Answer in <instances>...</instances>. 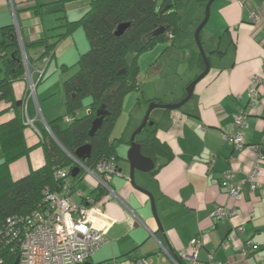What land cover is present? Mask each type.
I'll list each match as a JSON object with an SVG mask.
<instances>
[{
	"label": "crops",
	"instance_id": "1",
	"mask_svg": "<svg viewBox=\"0 0 264 264\" xmlns=\"http://www.w3.org/2000/svg\"><path fill=\"white\" fill-rule=\"evenodd\" d=\"M34 5L35 0H0V28L8 25L17 27L22 42L25 43L53 36L54 27L63 29L64 23L61 21L57 26L56 22L45 18L44 13L41 16L33 14L31 9ZM88 8L89 3L87 7L78 10H65V20H78ZM208 21L212 25L205 34L201 30V39L220 42L223 54L210 56L208 73L196 83L192 98L181 109H154L150 113L149 120L156 125V137L169 147L172 157L167 162L163 157L157 158L156 165L161 164V167L154 175L138 172L136 183L151 194L158 220L153 217L149 196L134 189L128 181V162L124 156H119L123 151L126 153L127 147L125 148V142L120 147L121 152L115 147L116 141L124 140L118 138V134L114 132L117 122L114 124L111 143L118 162L122 158L127 168L117 162L121 176L113 177L110 181L117 198L107 197L100 200L102 217L98 218V227L106 232L105 244L110 247L114 257L110 261L130 254V258H145L152 264V259L149 260L148 257L156 254L155 242L159 247L163 245L177 255L189 254L192 240L199 239L201 245L196 254L198 262H208L211 258L216 264H264V162L260 166V177L257 181L260 186L251 194L249 182L245 179L254 166L256 155L248 148L237 151L222 139L224 132L237 131L233 117L243 111L247 123V129L243 131L246 144L259 145L262 141L264 91L254 79L262 77L264 73V0H245L243 4L236 0H214L205 25ZM74 33L75 30L68 35L73 36V40L67 44L69 50L59 55L58 48L68 36L61 39L56 48L54 47L56 50L53 49L44 58H41L43 48L29 50V66L36 85L42 82L47 70L51 68V55L55 53L58 57L56 61L67 68L69 64L76 65L79 56L88 50L84 32L80 35L83 36L82 49H78ZM68 53H73V63L68 62ZM191 55L189 75L194 73V76L185 87L202 72L196 60L197 55L194 52ZM46 57L49 61L43 62ZM212 60H215L214 64L211 63ZM38 71L42 73L40 78L37 76ZM138 83L135 91L142 94L145 87L144 91H140ZM253 89L259 91V94L251 97L248 92ZM47 94L50 95L45 93L46 96L41 97L46 99ZM183 94L184 90L176 97L162 101L158 92L154 91L143 99V107L151 102L178 103L184 97ZM27 95L28 84L24 77L12 84L14 102L23 101ZM9 105L7 102H0V125L13 118L14 113ZM27 107L26 117L32 121L33 127L27 126L22 132L24 144L28 148L27 154L8 166L13 181L38 170L45 163L42 137L34 124L46 122L38 115L37 100L27 102ZM88 112L87 106L86 114ZM59 113L50 114L46 120L50 122L58 118ZM140 119L136 120V125ZM1 162L0 153V164ZM225 172H230L235 180H244L241 186L242 201L236 203L226 196L221 186ZM83 178L81 176L79 181L74 182L75 191H79L76 190L79 183L84 184ZM87 187L86 192H80L83 197L95 190L91 184ZM73 196L76 198L74 202H81L80 198ZM215 205L233 208L236 211L235 217L228 222L215 220L212 217ZM236 228H240L241 233L224 247L222 241L228 236L233 237ZM158 236L163 239L162 244L158 241ZM247 242H250L252 252L243 257L240 249ZM143 247L146 250L141 251ZM167 260L163 256L160 261H170Z\"/></svg>",
	"mask_w": 264,
	"mask_h": 264
},
{
	"label": "trees",
	"instance_id": "2",
	"mask_svg": "<svg viewBox=\"0 0 264 264\" xmlns=\"http://www.w3.org/2000/svg\"><path fill=\"white\" fill-rule=\"evenodd\" d=\"M69 1L71 0H35L31 10L37 16L43 13L44 7L56 6V10L61 14L58 19H62L64 23L63 31L49 38L42 37L33 42H23V47L30 64L28 52L31 48H43L41 58H44L52 53L61 39L78 28L82 29L88 43V50L79 56L76 72L66 78L62 84L65 116L73 120L70 123L60 124L63 119L56 118L47 123L58 143L51 138L44 127H40L39 123L35 122V127L45 139L41 144L45 163L38 170L15 181L10 178L8 166L26 155L28 148L24 144L22 135L26 127L22 111L25 99L21 100L22 102H14L12 84L24 77L25 69L14 26L0 28V102L9 103L14 113L10 121L0 125L2 159L0 225L4 224L9 217L25 216L43 208L41 194L43 187L49 186L51 189H56L58 185L53 177L54 170L66 168L71 172L75 167L74 162L63 150L73 154L77 149L88 144L89 156L82 163L89 169H94L96 163L111 156L118 162L113 143H111V134L120 115L124 98L138 89L137 57L157 44L173 45L183 31L182 17L185 0H90L88 10L81 18L72 22L66 21L64 17L65 3ZM199 1L203 2V6L207 2V0ZM120 25H126V28L117 36L115 32ZM160 28L163 32L153 36V32ZM200 40H202L201 34ZM132 47L133 60L129 63L126 55ZM196 60L203 71L204 63L199 53ZM84 98H90L89 112L78 117L77 112ZM100 108L104 112L101 125L95 134L89 137L91 123L96 117V111ZM26 110L28 111L27 105ZM139 135L141 139L138 143L142 155L151 158L155 163L154 169L149 172L150 175H154L161 167V164L156 165L157 158L163 157L167 162L171 159L172 153L169 147L156 137L155 124L147 126ZM82 174L80 170L77 177H70L71 181H76ZM103 194L101 189H96L89 195H92L96 202ZM158 241L163 243L161 236H158ZM6 253L11 254L9 247H6L4 254ZM10 257L7 256V258ZM130 257L131 255L127 254L118 260L134 259ZM108 262L110 261L101 264ZM4 264H11V261Z\"/></svg>",
	"mask_w": 264,
	"mask_h": 264
},
{
	"label": "built area",
	"instance_id": "3",
	"mask_svg": "<svg viewBox=\"0 0 264 264\" xmlns=\"http://www.w3.org/2000/svg\"><path fill=\"white\" fill-rule=\"evenodd\" d=\"M244 3L245 0H236ZM256 19V18H255ZM20 48L22 44L19 41ZM25 67L24 79L28 84V92L26 99L23 101V111L26 117V101L34 96L36 83L32 78L33 73L30 72L25 55H22V61ZM41 73L38 71L37 73ZM37 75V76H38ZM38 78H40L38 76ZM264 91V73L262 77L254 79ZM251 97L257 96L259 91L249 90ZM264 95V92L262 93ZM246 114L239 111L234 117V124L237 131H227L222 134V139L231 144L237 151L245 148L251 150L256 159L254 166L245 181L249 182L251 194L260 186L257 182L260 177V166L264 162V130L262 141L259 145L249 146L244 140L243 131L247 129ZM73 118L65 116L64 123H70ZM25 125L33 127L32 121L26 117ZM44 127L50 134V131L44 123ZM76 167L82 170L84 184H91L97 189L103 191V196L94 201L92 195L83 197L79 191L74 190V182L71 181L69 169H56L53 172L54 179L58 182L56 189L45 186L42 189L43 208L34 210L31 214L25 216H12L0 225V264L11 261L14 264H85L89 262L91 257L106 243V232L98 227L99 217H102V198H117L110 181L113 177H120L121 172L118 169L117 162L113 156L102 159L96 163L94 169H89L80 161L71 157ZM79 170V171H80ZM244 180H235L230 172H225L221 186L226 196L232 201L238 203L243 200L242 184ZM81 199L76 203L72 200V196ZM236 215L233 208H227L221 205H215L212 217L221 222H228ZM240 228L234 229V236H228L222 245L227 246L228 241L232 238L236 239ZM199 239H193L191 242V251L189 254H177L174 257L168 250L161 247L164 253V259L170 260L172 264H216L211 258L208 262H198L196 260L197 249L200 247ZM6 247L10 248L11 254L6 253ZM5 249V250H4ZM241 255L252 252L250 242H247L240 249ZM7 256H11L7 258ZM13 257V259H12ZM106 264H150L145 258L123 259L111 261Z\"/></svg>",
	"mask_w": 264,
	"mask_h": 264
},
{
	"label": "rangeland",
	"instance_id": "4",
	"mask_svg": "<svg viewBox=\"0 0 264 264\" xmlns=\"http://www.w3.org/2000/svg\"><path fill=\"white\" fill-rule=\"evenodd\" d=\"M89 1L90 0H71L65 3V10L71 11L74 9L78 10L83 7H87ZM184 2H185V8L183 10V17H182L183 31L180 34L179 38L175 41V43L173 45H169V43H161V44L156 45L153 49L147 50L138 55V58H137L138 72H137L136 79H138L139 83L138 82L137 83L140 87V91H144V87H145V91L142 94L141 92L132 91L126 97L124 105L120 112V115L117 118L118 120L116 121L117 123L114 129V132L118 134V138H122L124 140V141H116L115 147L118 149L119 152L122 151L120 147L122 145L124 146V142H125V148L127 147L126 153H124L123 151L119 154V156H124V159H126L127 151L129 149V141H130L131 135L140 125L149 107V104L146 107H143L145 103L142 101H144L143 100L144 98H147L146 95L148 93L157 91L158 96L162 101H165V99L168 100L167 98L169 97H172V98L176 97L179 93L183 92L188 80L192 78V76H194V73L193 75H189L191 73L190 72L191 70L190 60L192 58L191 53L194 52L196 55L198 54V48L194 42V34L197 30L199 23L204 18V7L205 6L203 7L204 5L203 2L199 0H185ZM48 7H51V9H48ZM55 9H56L55 5H48L43 8L44 15L43 13L42 15L45 18H49L53 20L54 22L57 23L56 25L59 26V23L62 19L59 20L57 17L61 16V14ZM210 25H212V22L208 21V24L205 25V27L203 28L204 34L207 31V29L210 27ZM61 30L63 29H59V27H54L53 29L54 35L58 34ZM15 31H16L18 42L20 41L22 44V49H21L18 43L20 51H21V55L23 54L25 55L20 31L17 27H15ZM80 35H83V31L81 29H76L74 33V37H75L74 41L77 42L78 49H82L81 39L83 36L80 37ZM72 37L73 36L70 35L67 38H64L65 39L64 42L58 48L57 55L69 50L67 48V44L73 40ZM133 54H134V49L132 47L128 50L127 55H126V59L129 63L133 60ZM53 55L50 56L52 58L51 68L47 70V73L43 77L42 82L35 85L36 87L34 89V96L30 98V101H26V104H27V102L30 103L32 101L37 100L38 115H41L46 123H49V121L46 120L48 116L55 112H60L59 113L60 116L58 118L63 119L65 117L64 98L62 96V89H61L62 82L65 78L69 77L71 74H73L77 70V67L74 64L73 65L69 64L67 68L61 66L60 65L61 62L56 61L58 59L57 55L55 53ZM73 57H74L73 53L72 54L68 53L66 55V58H68L69 63L74 62V59H72ZM46 60L49 61V58L46 57L43 62H45ZM214 62L215 60L211 61L212 64H214ZM23 63H26L24 59H23ZM55 65H59V67ZM41 75L42 73L38 76L41 77ZM32 78L34 79V76H32ZM45 93L50 94V95L47 94L48 97H46V99L41 97L45 95ZM28 95H29V92H28ZM89 102H90V98L83 99L81 108L77 112L78 117L84 116L86 114V107L89 105L88 104ZM22 111H23V107H22ZM25 112L27 114V110H25ZM141 112H143L142 117H141ZM23 114H24V111H23ZM139 119L140 121L136 125V120L138 121ZM24 121H26L25 116H24ZM63 123H64L63 120L60 121V124H63ZM42 124H44V121H41V123H39L40 127L42 126ZM41 137H42V134H41ZM140 137H141L140 135L136 136L135 138L136 142H138V140L141 139ZM43 139L44 138L42 137V140ZM123 163H125L124 160L120 158L118 164L122 165ZM123 166L127 168V165L123 164ZM137 173L138 172H135V175H134L135 183L137 181L136 179ZM76 190H79V192L84 193L88 190V187L87 185H84L83 183H79L76 186ZM72 200L74 201L76 200V198L72 196ZM155 243L156 245L154 246V248L156 250V254L148 257V259L149 260L152 259L151 260L152 264H171L170 261L168 260H167L168 262L160 261L161 258L164 256V253L159 247V244L157 242ZM146 247H143L141 251L146 250ZM113 258L114 257H112L111 252H110V247L106 246L105 244V246L103 245L91 257L89 262L91 264H101V263L110 261Z\"/></svg>",
	"mask_w": 264,
	"mask_h": 264
},
{
	"label": "water",
	"instance_id": "5",
	"mask_svg": "<svg viewBox=\"0 0 264 264\" xmlns=\"http://www.w3.org/2000/svg\"><path fill=\"white\" fill-rule=\"evenodd\" d=\"M213 2H214V0H207L205 7H204V18L199 23L197 30L194 34V42L198 48L199 55L202 57V60L204 63V70L199 75H197L185 87V89H184L185 96L178 103H172V104H158V103H154V102L149 103V107H148L140 125L137 127V129L134 131V133L131 135V138L129 141V149H128L127 155H126V160L128 162V165H129L128 181L134 189H136L142 193H145L146 195L149 196V199L151 202V207H152V214L156 220H158V219H157V216H156V213L154 210V200H153L151 194L148 191H146L145 189L139 187L135 183V180H134V175H135L136 171L141 172V173H149L150 171H152L154 169L155 163L151 158L145 157L142 155L140 144L138 142H136L135 138H136V136L141 134V132L147 126L153 125L152 121H149V118H150V113L154 109L176 110V109L182 108L192 98L194 86L196 85V83H198L208 73L209 68H210V63H209L208 57L211 54L209 50L212 48H215V50H218L219 46H220V42L214 43V41L212 40V41H210V45L206 46L200 40V32L208 20L209 9H210V6L212 5ZM124 28H126V25L118 26L115 34L117 36L120 35L123 32ZM162 32H163V29L160 28V29L153 32V36H157L158 34H160ZM216 54H217V56H220V54H223V52L218 51ZM103 115H104V112L101 108L96 111V117L92 121L91 128H90L89 133H88L89 137H92L95 134V132L98 130V128L100 127ZM50 134H51L52 139L56 143H58L56 141V139L54 138V136L52 135V133H50ZM63 151L66 152L65 150H63ZM89 151H90V146L88 144H86V145L82 146L81 148L77 149L73 154H69V153H67V154L70 157H73L82 163V161L89 156ZM79 170H80L79 167H74L71 170V177L75 178V176L78 175ZM159 229L161 230L160 226H159ZM17 261H18V259H16L14 264H17ZM85 264H91V263L87 262Z\"/></svg>",
	"mask_w": 264,
	"mask_h": 264
},
{
	"label": "flooded vegetation",
	"instance_id": "6",
	"mask_svg": "<svg viewBox=\"0 0 264 264\" xmlns=\"http://www.w3.org/2000/svg\"><path fill=\"white\" fill-rule=\"evenodd\" d=\"M212 40H213V39H210V40H208V41H202V40H201V41L204 43V45L209 46V45H210V41H212ZM213 41H214V40H213ZM214 43H217V42L214 41ZM209 51H210V53H211L210 56H211V55H212V56H213V55L216 56V55H217L216 53H217L218 51H221V50H220V46H219V49H218V50H215V48H212V49H210ZM213 52H214V53H213ZM210 56H209V57H210Z\"/></svg>",
	"mask_w": 264,
	"mask_h": 264
},
{
	"label": "clouds",
	"instance_id": "7",
	"mask_svg": "<svg viewBox=\"0 0 264 264\" xmlns=\"http://www.w3.org/2000/svg\"><path fill=\"white\" fill-rule=\"evenodd\" d=\"M27 63H28V61H27ZM28 66H29V64H28ZM29 70L32 72V70H31V68H30V66H29ZM44 125V124H43ZM45 125H47V123H45ZM48 127V126H47ZM49 129V128H48ZM46 130V129H45ZM47 131V130H46ZM50 131V130H49ZM48 133V132H47ZM50 133H51V131H50ZM49 134V133H48ZM50 136H51V134H49ZM52 138V137H51ZM66 154L68 153V152H65ZM69 154H71V153H69ZM68 155V154H67ZM69 156V155H68ZM69 158L71 159V157L69 156ZM83 164V163H82ZM111 186V185H110ZM97 188H95V190H96ZM162 247L163 248H165L163 245H162ZM161 248V247H160ZM166 249V248H165ZM166 250H168V249H166ZM169 251V250H168ZM170 252V251H169ZM171 253V252H170ZM172 254V253H171ZM173 255V254H172ZM174 257H177V255H173ZM116 261V260H115ZM111 262V261H110Z\"/></svg>",
	"mask_w": 264,
	"mask_h": 264
},
{
	"label": "bare ground",
	"instance_id": "8",
	"mask_svg": "<svg viewBox=\"0 0 264 264\" xmlns=\"http://www.w3.org/2000/svg\"><path fill=\"white\" fill-rule=\"evenodd\" d=\"M185 96V95H184ZM150 121V120H149ZM76 167V166H75ZM95 168V167H94ZM69 176L71 177V172H69ZM75 177H77V175L75 176ZM72 178V177H71ZM78 180V179H77Z\"/></svg>",
	"mask_w": 264,
	"mask_h": 264
}]
</instances>
